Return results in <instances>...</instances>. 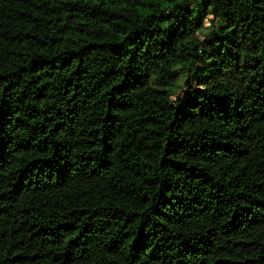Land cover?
I'll list each match as a JSON object with an SVG mask.
<instances>
[{"label": "trees", "instance_id": "1", "mask_svg": "<svg viewBox=\"0 0 264 264\" xmlns=\"http://www.w3.org/2000/svg\"><path fill=\"white\" fill-rule=\"evenodd\" d=\"M0 264H264V0H0Z\"/></svg>", "mask_w": 264, "mask_h": 264}]
</instances>
